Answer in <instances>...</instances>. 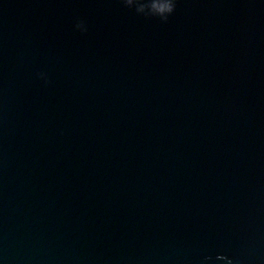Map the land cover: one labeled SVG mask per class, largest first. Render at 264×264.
Returning a JSON list of instances; mask_svg holds the SVG:
<instances>
[{"label":"water","instance_id":"obj_1","mask_svg":"<svg viewBox=\"0 0 264 264\" xmlns=\"http://www.w3.org/2000/svg\"><path fill=\"white\" fill-rule=\"evenodd\" d=\"M142 3L0 0V264H264V0Z\"/></svg>","mask_w":264,"mask_h":264},{"label":"clouds","instance_id":"obj_2","mask_svg":"<svg viewBox=\"0 0 264 264\" xmlns=\"http://www.w3.org/2000/svg\"><path fill=\"white\" fill-rule=\"evenodd\" d=\"M142 7L147 6L151 9H154L157 13H171L174 10V0H165L164 3H160L159 0H143L141 5ZM167 17L163 18L162 20H166Z\"/></svg>","mask_w":264,"mask_h":264}]
</instances>
